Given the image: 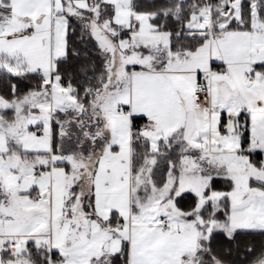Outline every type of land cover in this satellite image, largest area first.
<instances>
[{"label": "snow or ice", "instance_id": "obj_1", "mask_svg": "<svg viewBox=\"0 0 264 264\" xmlns=\"http://www.w3.org/2000/svg\"><path fill=\"white\" fill-rule=\"evenodd\" d=\"M0 264H264V0H0Z\"/></svg>", "mask_w": 264, "mask_h": 264}]
</instances>
